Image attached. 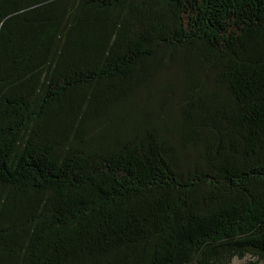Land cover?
I'll use <instances>...</instances> for the list:
<instances>
[{"label":"trees","instance_id":"obj_1","mask_svg":"<svg viewBox=\"0 0 264 264\" xmlns=\"http://www.w3.org/2000/svg\"><path fill=\"white\" fill-rule=\"evenodd\" d=\"M143 96L164 118L119 116ZM247 257L264 0H0V264Z\"/></svg>","mask_w":264,"mask_h":264},{"label":"rangeland","instance_id":"obj_2","mask_svg":"<svg viewBox=\"0 0 264 264\" xmlns=\"http://www.w3.org/2000/svg\"><path fill=\"white\" fill-rule=\"evenodd\" d=\"M157 101L156 98L149 97V96H143L142 98H138L137 102H130L129 105H125L122 107L125 109L123 112L119 111V116H122L123 114L127 116L128 120H139L140 122L150 123L152 120H156V118L163 117V112L171 106L169 101L163 102L162 100ZM175 103V102H174ZM159 113V115H157ZM155 115V116H154ZM177 114H174L173 116H170V119L173 120L174 117ZM233 264H264V262H261L257 260L256 258H236L233 261Z\"/></svg>","mask_w":264,"mask_h":264}]
</instances>
